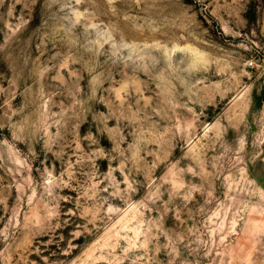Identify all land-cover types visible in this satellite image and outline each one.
I'll list each match as a JSON object with an SVG mask.
<instances>
[{
    "label": "rangeland",
    "instance_id": "rangeland-1",
    "mask_svg": "<svg viewBox=\"0 0 264 264\" xmlns=\"http://www.w3.org/2000/svg\"><path fill=\"white\" fill-rule=\"evenodd\" d=\"M0 264H264V0H0Z\"/></svg>",
    "mask_w": 264,
    "mask_h": 264
},
{
    "label": "built area",
    "instance_id": "built-area-1",
    "mask_svg": "<svg viewBox=\"0 0 264 264\" xmlns=\"http://www.w3.org/2000/svg\"><path fill=\"white\" fill-rule=\"evenodd\" d=\"M252 62H253V60L250 61V63H252Z\"/></svg>",
    "mask_w": 264,
    "mask_h": 264
}]
</instances>
